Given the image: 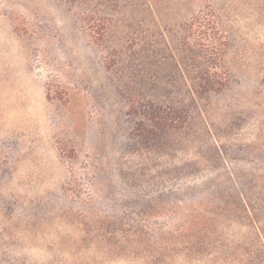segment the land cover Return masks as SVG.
I'll use <instances>...</instances> for the list:
<instances>
[{
    "label": "rangeland",
    "instance_id": "1",
    "mask_svg": "<svg viewBox=\"0 0 264 264\" xmlns=\"http://www.w3.org/2000/svg\"><path fill=\"white\" fill-rule=\"evenodd\" d=\"M0 264H264V0H0Z\"/></svg>",
    "mask_w": 264,
    "mask_h": 264
},
{
    "label": "trees",
    "instance_id": "2",
    "mask_svg": "<svg viewBox=\"0 0 264 264\" xmlns=\"http://www.w3.org/2000/svg\"><path fill=\"white\" fill-rule=\"evenodd\" d=\"M193 20L191 23L186 26L187 30H192V28H195L196 38L195 42L203 41V44H200L202 48L207 52V62L211 63L213 67L207 66L208 69L204 71L198 72V79L200 80L199 83V94H205L207 92H215L219 93L222 91V89L225 86V79L223 77V73L218 71L219 65L218 62L220 61V55L223 51V48L225 47V42L223 41L221 35L218 33V30H215V28L211 25V23L207 25L201 26L198 24L197 26H193ZM186 27L184 30L186 31ZM201 27L203 29L201 30ZM186 39V37H185ZM212 41H214V45L212 44ZM157 110V111H156ZM153 111V114L160 116V111L156 109ZM173 115L176 117L177 112L173 111ZM179 117V116H178ZM178 118H169L168 116H162L159 120V125L164 128L168 123L171 124L175 129L179 127L178 124ZM158 120V119H157ZM169 126V125H168ZM244 201V200H243ZM199 202L197 203H191L189 205V209L192 211H198ZM244 204V203H243ZM243 210H246L245 205Z\"/></svg>",
    "mask_w": 264,
    "mask_h": 264
}]
</instances>
